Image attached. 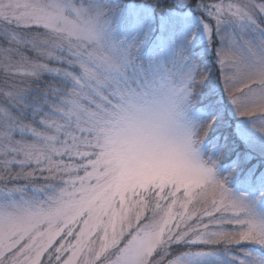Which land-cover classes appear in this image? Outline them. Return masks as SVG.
I'll use <instances>...</instances> for the list:
<instances>
[{"label": "snow or ice", "instance_id": "6c2138e0", "mask_svg": "<svg viewBox=\"0 0 264 264\" xmlns=\"http://www.w3.org/2000/svg\"><path fill=\"white\" fill-rule=\"evenodd\" d=\"M0 264H264V0H0Z\"/></svg>", "mask_w": 264, "mask_h": 264}]
</instances>
